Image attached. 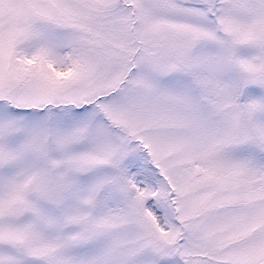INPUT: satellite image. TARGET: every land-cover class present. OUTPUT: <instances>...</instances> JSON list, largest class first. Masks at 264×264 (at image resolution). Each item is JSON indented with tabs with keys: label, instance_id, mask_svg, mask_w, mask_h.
Here are the masks:
<instances>
[{
	"label": "snow or ice",
	"instance_id": "obj_1",
	"mask_svg": "<svg viewBox=\"0 0 264 264\" xmlns=\"http://www.w3.org/2000/svg\"><path fill=\"white\" fill-rule=\"evenodd\" d=\"M0 264H264V0H0Z\"/></svg>",
	"mask_w": 264,
	"mask_h": 264
}]
</instances>
